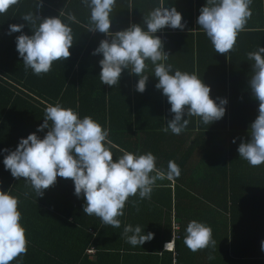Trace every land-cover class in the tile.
Here are the masks:
<instances>
[{
	"label": "clouds",
	"instance_id": "clouds-1",
	"mask_svg": "<svg viewBox=\"0 0 264 264\" xmlns=\"http://www.w3.org/2000/svg\"><path fill=\"white\" fill-rule=\"evenodd\" d=\"M18 3L19 0H0V14ZM81 3L90 12L88 32L103 33L106 37L92 53L103 57L99 61L101 83L117 86L122 72L128 70L139 78L135 88L143 93L148 81V75L144 74L148 67L146 61H150L158 78L155 87L162 90L174 114L162 128L163 132L180 135L190 122L184 119L185 114L198 117L205 125L223 118L226 98L218 97L217 103L210 97V86L196 73L174 70L173 65L167 63L169 54L163 50L162 39L156 33L165 27L174 30L186 27L175 7H165L164 0H160L159 6L143 16L146 30L133 23L112 32L111 14L116 0H81ZM251 4L252 0H206L200 8L196 22L216 53L226 55L234 49L238 35L252 17ZM37 7H42V0ZM63 9L54 17L41 18L32 12L24 14L21 18L31 25V35L23 33L24 24L9 25L8 35L21 33L16 37V50L25 70L31 69L35 75L47 74L55 61L70 57L73 30L62 17L72 23L79 21L75 14ZM247 56L254 61L249 87L258 101V115L249 126L250 139L239 144L238 153L240 158L257 167L264 164V47L259 46ZM45 129L43 138L34 132L21 138L15 150L4 149L7 153L3 159L5 169L13 178H24L37 197L54 186L58 177L71 179L74 194L85 198L83 213L95 215L104 225L119 228V217L124 215L130 197L151 199L158 180L172 181L181 175L174 160L168 161L166 171L158 168L157 158L150 151L138 154L120 149L122 154L114 160L109 130L91 116L81 118L76 110L65 108L59 102L46 106L44 122L37 132ZM133 204L135 206L136 202ZM21 220L18 197L0 190V264H11L27 254L26 229ZM185 232L183 242L194 253L216 245L211 227L203 222L191 220ZM123 236L128 244L136 247L150 241L154 234L145 235L139 225L128 224L123 228ZM261 250L264 251V241H261Z\"/></svg>",
	"mask_w": 264,
	"mask_h": 264
},
{
	"label": "crops",
	"instance_id": "crops-1",
	"mask_svg": "<svg viewBox=\"0 0 264 264\" xmlns=\"http://www.w3.org/2000/svg\"><path fill=\"white\" fill-rule=\"evenodd\" d=\"M205 4L206 0H193L192 2V15L189 18H192L193 34L179 31L164 36L161 32L160 38L163 42V50L169 54L167 63L172 64L174 70L179 69L196 73L206 85L210 86V97L216 100L217 103H219L218 97L227 99L226 112L221 119L229 121L234 118L239 120L244 119V116L248 118L250 114L258 115V101L252 95L249 87L254 61L249 60L247 56L251 52L248 44L255 47L257 44H253V39H258V37L248 36L245 32L247 26L256 22V20H264V0H252L250 6L252 17L247 22L245 32L238 35L234 49L226 55L215 52L210 40L196 22L200 14L199 10ZM184 7L185 5H182L179 9H184ZM182 22H185V20H182ZM188 38L191 43L188 42ZM102 58V55H98L96 66L84 67L82 70L84 80L76 81L74 84L76 96H81V118L85 115L91 116L106 129H108L109 118L116 122L115 133H109L108 137L112 142L110 149L114 160L122 154L120 149L138 154L150 151L157 158L156 165L158 168L166 171L168 161L174 160L181 169V175L178 180H158L153 188L151 199L141 200L138 195L130 197L125 205L124 215L119 217L121 221L119 228L104 225L100 218L95 215L89 216L83 213L85 198L83 196L78 198L74 194V182L71 179L58 177L54 186L46 189L42 197H37L31 187L26 184L24 178H13L10 171L6 170L3 164L4 156L7 154L3 151L4 149L15 150L21 138H26L34 132L40 138H43L47 132V129L37 132L38 125L41 124L44 118L46 106L48 104L54 105L58 100L53 101L49 97L42 98L34 95L37 101L34 106H37L38 110L35 108L31 115L35 116L36 125H31V122L28 125V121L16 129L8 125V131L0 141V190L9 191L12 195L18 197L19 211L22 213L21 223L26 229L28 241L27 254L21 255L11 264L112 263L113 260L108 261V252L122 254L125 251L124 249L127 250L130 247L143 250L153 248L158 243L157 240H153V236L150 241H146L141 246H131L123 236L125 225L131 224L133 227L139 225L145 235L149 232L155 235V229L163 224L166 217L178 216L179 213L175 209L182 211L183 206L186 204L191 205L193 196L198 198V195L194 193L192 182L189 184L187 179L190 169L197 167L198 162L187 160L182 164L174 157L167 158V156H170L172 151L177 153L178 150V158L181 159V153H184L191 144L192 139L196 138L194 136L197 129L190 130V124L194 126L201 124L203 133L213 128H210V125L203 124L198 117H187L185 114L184 119H188L190 122L180 135H174L170 131L163 132L162 128L173 118L174 114L170 112L171 105L162 94V90L155 87L158 78L154 75V66L151 62L146 61L148 65L144 73L148 75L146 90L140 93L136 91V85L132 83L133 89L130 90V93L131 95L134 94L136 99L130 98L131 100H129L127 93L123 91L127 88L122 85V79L130 77L131 80L135 78L138 82L139 78L135 74H130L128 70H124L119 85L110 87L101 83L99 79L101 72L99 61ZM224 67H226V70L223 69ZM76 69L77 67L71 73L67 84L70 83ZM54 71H61V67L58 68L56 65H52L50 72L37 75L36 85L39 89L49 92V94H52L59 87V80L54 76L51 78V86H47L50 79L47 77ZM7 76L0 75L1 78L8 81L10 79ZM9 82L12 84L9 88L12 90L14 87L26 88L22 87V83ZM233 102L234 104L243 105V109H231ZM18 103L29 107L25 99L20 100ZM128 106L132 108L133 112L126 116L125 108ZM68 108L72 107L69 106ZM128 117L133 118V121L140 122L139 127L132 123L130 130H123L121 128L122 122L129 119ZM214 131L212 134H220L214 133ZM247 135L235 136V143L239 146L242 141L249 140L250 136ZM209 144L210 139L201 148L196 147L194 156H203L201 150H204ZM262 165L257 166L261 169L260 176L264 172V164ZM249 169L255 170V167L242 158L237 159L232 174L234 186L237 187L234 189L235 192L255 191L247 189V181L242 177ZM253 174L254 188L257 190L260 188V192L264 193L263 184L257 179L254 171ZM133 201L136 202L135 206ZM137 208H139V211H137ZM175 237L173 230L170 240L162 243V249L173 254L172 264H175ZM164 244L168 245L165 246ZM172 245L173 249H171ZM99 250L105 251L100 252ZM136 254L142 253L138 252ZM136 254L133 253L131 256L136 259ZM158 255H161V253Z\"/></svg>",
	"mask_w": 264,
	"mask_h": 264
},
{
	"label": "trees",
	"instance_id": "trees-1",
	"mask_svg": "<svg viewBox=\"0 0 264 264\" xmlns=\"http://www.w3.org/2000/svg\"><path fill=\"white\" fill-rule=\"evenodd\" d=\"M192 2L193 0H164L165 7H175L182 14V20H185L186 27L183 30L165 27L159 30L156 35L160 37L161 32L165 36L179 31L193 34V22L192 18H189L192 15ZM38 3L39 0H19L17 5L10 7L6 13L0 14V75H8L7 77L10 79L7 81L0 77V141L7 133L8 125L16 129L27 121L28 125L30 122L31 125L36 123L35 116L31 115L35 108L38 110L37 106H34L37 103L34 95L42 98L49 97L53 101L58 100L63 107L71 106L80 115L81 96H76L74 84L76 81L84 80L82 72L84 67L97 65L98 55L92 53L99 46L100 41L106 38L103 33L88 32L90 12L84 7L81 0H42V7L39 9ZM159 4L160 0H116L115 8L111 14V31L126 29L133 23L141 25L146 30V26L143 25V16ZM182 5H185L184 9H179ZM62 9L66 13L75 14L79 23H72L66 17H62V20L68 23L73 30V45L69 49L71 55L67 60L53 63L58 68L61 67V71H54L48 75L47 78L50 79L47 86H51V78L54 76L59 80V87L49 94L36 85L37 75L31 69L25 70L24 68L22 58L16 50V37L21 33L15 32L11 35L7 33L9 25L24 24L23 33L31 35V25L21 18L24 14L32 12L41 18L54 17L59 16ZM245 33L248 36L258 37V39H253V44H257L255 47L248 44L251 52L256 51L259 46L264 47V20H256L247 26ZM188 42L191 43L189 38ZM75 67H77L74 71L76 77L73 75L70 83L67 84ZM223 69L226 70V67ZM9 81L22 83V87L26 88L14 87L12 90L9 88L12 86ZM132 83L137 84L135 78L133 80L130 77L122 79V85L127 88L123 91L127 93L129 100H131L130 98L136 99L135 95L130 93V90L133 89ZM22 99H25L29 107L18 103ZM24 107H26L25 110H23ZM242 107L243 105L233 102L231 109L239 110ZM132 112L131 107L125 108L126 116ZM256 117L257 115L250 114L248 118L244 116V119L239 120L220 119L210 124V128L213 129L206 133H203L201 124L197 126L190 124V130L197 129L194 136L196 138H193L186 151L181 153V159L178 158V150L177 153L176 151L170 152V156L168 155L167 158L174 157L182 164L187 160L198 162L197 167L191 168L187 176L188 183L192 182L191 185L198 198L193 196L191 205L186 204L182 207V211L175 209L181 215L185 213L183 216L177 214L178 216L175 217H166L163 224L155 229L153 240L158 242L155 247L143 250L130 247L127 250L124 249L122 254L108 252V261L113 260L108 264H172L173 254L164 251L162 243L170 240L174 224L178 227V230L174 231L176 235L174 241L175 264H264V251L261 250V241H264V193L260 192V188L258 190L254 188L253 171L263 184V189L264 172L260 176L261 169L255 167V170L249 169L242 176L247 181V189L255 190L247 193L235 192L234 189L237 187L234 186L232 177L237 159H240L239 146L233 142L234 137L248 136L249 126ZM128 118L122 122L123 130H130L132 123L139 127L140 122L133 121L131 117ZM43 122L44 118L41 124ZM116 127V122L109 118V133H115ZM213 131L220 134H212ZM209 139V146L201 150L203 156L195 157V148H201ZM191 220L203 222L211 227L213 239L216 241L215 246L195 253L185 246L183 242L186 234L185 229ZM138 252L142 254H136ZM133 253L136 254V259L131 256ZM159 253L161 255H158ZM121 255L123 256L121 257ZM210 256L212 259H209Z\"/></svg>",
	"mask_w": 264,
	"mask_h": 264
},
{
	"label": "built area",
	"instance_id": "built-area-1",
	"mask_svg": "<svg viewBox=\"0 0 264 264\" xmlns=\"http://www.w3.org/2000/svg\"><path fill=\"white\" fill-rule=\"evenodd\" d=\"M173 230L174 231H177L178 230V227L177 226H173ZM176 236V235H175ZM164 245H166V244H164Z\"/></svg>",
	"mask_w": 264,
	"mask_h": 264
}]
</instances>
